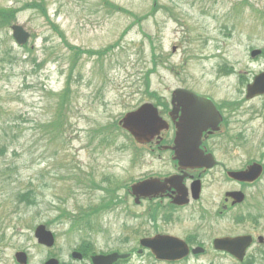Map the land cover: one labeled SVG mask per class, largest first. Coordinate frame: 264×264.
Instances as JSON below:
<instances>
[{"label":"rangeland","instance_id":"rangeland-1","mask_svg":"<svg viewBox=\"0 0 264 264\" xmlns=\"http://www.w3.org/2000/svg\"><path fill=\"white\" fill-rule=\"evenodd\" d=\"M31 2L42 11L29 10ZM111 4L134 17L116 12ZM9 7L17 10L14 26L23 27L31 38L26 49H19L10 29L0 30V145L8 148L0 165L6 161L18 169L11 183L0 179V264H17V252L27 254L28 264L49 258L89 264L71 259L81 239L71 234L69 221L57 220L56 211L97 206L104 195L88 188L106 178L112 188H119L125 206L96 218L103 233L81 231L91 234L97 254L137 248L141 229L132 218L137 208L126 200V187L137 176H166L174 168L168 155L149 156L140 146L136 150L143 156L134 160L133 148L126 147L127 139L119 133L102 144L99 130L151 101L143 78L161 98L187 88L218 104H238L234 113L226 107L223 113L228 128L224 139L229 135L238 144L224 145L223 151L221 140L212 141L211 153L226 170L242 169L254 159L264 161V97L244 100L246 80L264 68V55L253 61L249 56L253 49L264 50V0H0V8ZM56 26L65 35L64 46L52 32ZM69 46L108 52L104 60L82 54L72 65ZM68 76L63 139L53 145L49 122ZM221 172L216 168L204 176H225ZM206 180L214 192L211 178ZM26 190L37 195L36 206L13 204L15 195ZM41 224L55 236L52 249L36 244L33 232ZM128 264L158 263L134 255ZM180 264L237 262L205 255Z\"/></svg>","mask_w":264,"mask_h":264},{"label":"flooded vegetation","instance_id":"flooded-vegetation-1","mask_svg":"<svg viewBox=\"0 0 264 264\" xmlns=\"http://www.w3.org/2000/svg\"><path fill=\"white\" fill-rule=\"evenodd\" d=\"M155 104H157L159 115L169 125V129L159 134L160 138H156L148 145L149 151L160 158L161 154H167L169 160L172 161L173 152L168 149L163 150L164 147L173 146L174 140L172 119L168 114L170 110L169 100L159 99ZM217 108L222 112L218 105ZM214 136L215 134H206L203 137L201 143L205 151H208L211 147ZM137 177L131 184L149 180L157 181L153 193L148 196V190L144 188L142 195L139 196L138 203L135 205L138 212V223L141 226L142 239L154 235H170L182 239L190 248L206 245L203 254L222 255L225 258L230 257L225 253H217L209 248L214 239L230 236H250L252 242L245 253V258L248 259L252 258L253 249L264 246V239L259 240L260 236L264 238V176H260L258 180L252 183L237 182L228 175ZM207 177L209 180L211 178L214 192L209 191ZM194 182L199 187L197 199H193L191 195V184ZM225 186H228V189L225 190ZM233 192H239L243 195L241 203H233V196L228 194ZM126 194V200L131 199L132 195L129 188H126ZM213 195L215 198H213ZM216 196L218 201H216ZM185 200H187L185 205H177V202ZM122 204L124 205V203ZM125 209L127 213L128 209ZM258 216L260 219L257 222L256 218ZM225 218L231 219L230 222L226 221L230 224L225 226L216 225V221H224ZM82 255L84 257L83 253Z\"/></svg>","mask_w":264,"mask_h":264},{"label":"water","instance_id":"water-1","mask_svg":"<svg viewBox=\"0 0 264 264\" xmlns=\"http://www.w3.org/2000/svg\"><path fill=\"white\" fill-rule=\"evenodd\" d=\"M13 38L20 45L26 43L29 37L21 27H12ZM258 51L252 53L253 56ZM173 110L171 115L180 112V117L176 126L174 147V160L180 171L193 169H211L216 165L212 154H205L200 148L203 132L210 130V133L218 131V125L221 122L219 112L210 99L198 96L197 94L177 89L172 92ZM264 94V72L253 78V83L247 87V99L256 95ZM120 125L128 131L132 137L141 144L148 143L154 139L160 131L167 129L166 124L158 116L157 110L150 104H144L138 110L124 115ZM262 167L258 164H252L248 169L240 172H228V176L238 181H253L261 175ZM184 173L182 176H186ZM179 176V175H173ZM137 184L132 187L135 198L139 197V189L145 184ZM241 201V200H238ZM34 236L37 242L46 247H51L53 236L45 229L43 225L36 228ZM250 238L239 237L234 239H218L214 241V247L220 251H226L232 254L237 260L241 261L244 250L249 245ZM142 247L148 248L158 261H178L188 255L189 249L185 243L177 238L168 236H156L140 242ZM201 252L199 249L192 251L193 254ZM16 260L19 264H26V255L17 253ZM74 258H79L76 253ZM129 254L113 253L107 256L93 257V264H114L119 259H127ZM44 264H57L56 260H49Z\"/></svg>","mask_w":264,"mask_h":264},{"label":"trees","instance_id":"trees-1","mask_svg":"<svg viewBox=\"0 0 264 264\" xmlns=\"http://www.w3.org/2000/svg\"><path fill=\"white\" fill-rule=\"evenodd\" d=\"M33 5V4H32ZM39 8L42 11V7L41 5H37V6H33L30 8ZM110 7L112 9H115L116 12H123L126 15H133L132 13H126V11H124L122 8L115 6L113 4L110 5ZM17 11L13 10V9H9V8H0V27L3 28L4 26H7L8 24H10L12 22V20H14V16L15 13ZM54 34L56 35V37H60L64 42H66L65 37H63V33L60 32L57 28L53 29ZM65 44V43H64ZM70 47V51L71 54H73L71 57V62L72 65L75 64V62L77 61L78 57L81 56L82 54H87L88 55H100L101 52H95V51H89V50H82L80 48L77 47H73V46H69ZM71 72V70H70ZM70 76H68L67 80H66V84H65V88L63 89V91L60 93L59 97H58V102L56 105V111L55 114L53 116V118L51 119V121L49 122V142L53 145H57L59 144V142H61L62 138V134L63 131L61 128L64 127V122L65 120L63 119L65 117L66 112L68 111V95L70 93ZM148 78L146 77V79L143 80L144 87H145V91L148 90ZM116 124H111L107 127L104 128H100L99 133L101 134L102 137L101 138V143L103 144L104 142H109L111 141V139H113L114 133L117 130V128L115 127ZM119 131V130H117ZM8 148L6 144H2L0 145V158L5 156L4 154H6ZM55 157V154L54 156ZM2 164L0 165V176H15L16 172H17V167L14 163H9L4 161ZM5 165V166H4ZM106 191V190H105ZM37 195H35V193L30 190L24 194H17L15 196L16 201L17 202H23V203H27V205H34L37 203V199H36ZM106 207L105 205H100L99 207L96 208V210L94 209L93 211H89V212H85L76 216H72V212L68 214V212H63V216L66 217L67 215L71 216V220L73 221H86L88 220V218L96 215L99 213V209H102ZM254 261H249L247 263H243V264H253Z\"/></svg>","mask_w":264,"mask_h":264}]
</instances>
